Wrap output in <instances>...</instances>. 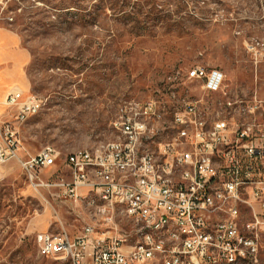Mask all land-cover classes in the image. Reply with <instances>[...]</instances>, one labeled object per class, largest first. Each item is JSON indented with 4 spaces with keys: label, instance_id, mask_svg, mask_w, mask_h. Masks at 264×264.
Segmentation results:
<instances>
[{
    "label": "rangeland",
    "instance_id": "1",
    "mask_svg": "<svg viewBox=\"0 0 264 264\" xmlns=\"http://www.w3.org/2000/svg\"><path fill=\"white\" fill-rule=\"evenodd\" d=\"M0 26L28 55L26 87L19 88L43 102L23 124L1 103L0 126L19 130L20 159L52 146L64 160L115 140L114 121L131 101L158 102L155 128L164 127L167 139L177 108L169 79L194 66L222 71L223 90L207 94L185 80L180 99L202 100L214 115L225 101L257 100L260 108L249 117L264 124V0H1ZM42 196L18 160L0 164V264H70L40 256L36 234L42 227L78 231L85 222L72 204ZM241 213L246 235L251 215L245 207ZM258 244L256 264H264V227Z\"/></svg>",
    "mask_w": 264,
    "mask_h": 264
},
{
    "label": "built area",
    "instance_id": "2",
    "mask_svg": "<svg viewBox=\"0 0 264 264\" xmlns=\"http://www.w3.org/2000/svg\"><path fill=\"white\" fill-rule=\"evenodd\" d=\"M185 80L217 95L225 75L194 66L169 79V97L177 108L165 140L164 127L155 129V100L120 108L113 124L116 139L102 145L101 155L83 149L62 160L57 149L47 146L20 159L18 128L0 126V164L18 160L34 190L81 207L79 217L89 221L76 236L58 231L66 233V240H57L56 232L38 233L40 256L70 264L258 262L264 227V124L249 116L260 103L228 100L220 103L222 112L209 114L202 100L178 97ZM5 104L15 111L18 124L43 106L36 95L19 89L8 93ZM132 143H139V152H132ZM57 162L62 164L53 171ZM157 165H164V172H157ZM90 169L98 170V178L90 177ZM82 196H95V204L82 205ZM243 207L251 215L246 235L238 227ZM161 226H168L171 243L159 236Z\"/></svg>",
    "mask_w": 264,
    "mask_h": 264
},
{
    "label": "crops",
    "instance_id": "3",
    "mask_svg": "<svg viewBox=\"0 0 264 264\" xmlns=\"http://www.w3.org/2000/svg\"><path fill=\"white\" fill-rule=\"evenodd\" d=\"M27 59L28 55L26 51L20 46L18 37L12 31L3 26H0V111L1 103L5 102L8 93L15 89L22 90L19 87H26V82L24 79V65L27 62ZM22 91L25 92L24 90ZM61 164L62 162H57V165L53 171H56L58 168H60ZM42 194L43 196L45 194L44 199H46L47 197L50 198L49 195L45 192H43ZM53 200L55 202H59L55 199ZM73 206L78 210V214L82 213L81 207L76 205ZM77 216L79 217V215ZM78 217L76 218L78 219L77 221H83L82 218H86L85 216H81L82 218ZM87 222L89 221H85V224H87ZM82 229L78 231L67 232L71 236H76L82 231ZM45 232L53 231H50L49 229L46 230V227H42V229L38 231V233Z\"/></svg>",
    "mask_w": 264,
    "mask_h": 264
},
{
    "label": "bare ground",
    "instance_id": "4",
    "mask_svg": "<svg viewBox=\"0 0 264 264\" xmlns=\"http://www.w3.org/2000/svg\"><path fill=\"white\" fill-rule=\"evenodd\" d=\"M101 150L102 146L97 149H89V153L92 155H101ZM132 152H139V143H132ZM157 172H164V165H157ZM90 177L98 178V170L90 169ZM81 201L88 205H94L95 196H82ZM159 236H161L164 243H171V232L169 231L168 226H161V229H159ZM56 239L66 240V233H56Z\"/></svg>",
    "mask_w": 264,
    "mask_h": 264
}]
</instances>
